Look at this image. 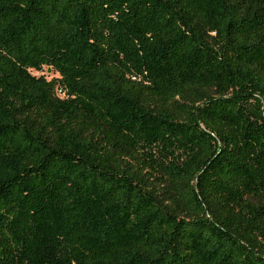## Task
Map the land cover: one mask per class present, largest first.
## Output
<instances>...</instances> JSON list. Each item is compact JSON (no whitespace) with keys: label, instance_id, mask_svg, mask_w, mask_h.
Returning <instances> with one entry per match:
<instances>
[{"label":"trees","instance_id":"16d2710c","mask_svg":"<svg viewBox=\"0 0 264 264\" xmlns=\"http://www.w3.org/2000/svg\"><path fill=\"white\" fill-rule=\"evenodd\" d=\"M0 264H264V0H0Z\"/></svg>","mask_w":264,"mask_h":264},{"label":"rangeland","instance_id":"374dc122","mask_svg":"<svg viewBox=\"0 0 264 264\" xmlns=\"http://www.w3.org/2000/svg\"><path fill=\"white\" fill-rule=\"evenodd\" d=\"M34 75H40L43 74L47 79L56 76L55 74H53V72L50 70L49 72L47 71V68L43 69L42 73H36V72H32Z\"/></svg>","mask_w":264,"mask_h":264},{"label":"water","instance_id":"95a60500","mask_svg":"<svg viewBox=\"0 0 264 264\" xmlns=\"http://www.w3.org/2000/svg\"><path fill=\"white\" fill-rule=\"evenodd\" d=\"M47 71L49 72L50 71V68H47Z\"/></svg>","mask_w":264,"mask_h":264}]
</instances>
